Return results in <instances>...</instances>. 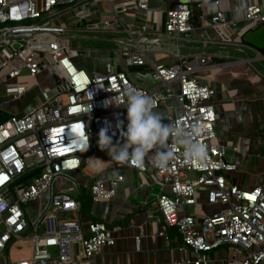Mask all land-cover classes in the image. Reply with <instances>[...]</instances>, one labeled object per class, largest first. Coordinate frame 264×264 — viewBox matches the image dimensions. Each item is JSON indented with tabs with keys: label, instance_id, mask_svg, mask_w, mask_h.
Segmentation results:
<instances>
[{
	"label": "built area",
	"instance_id": "obj_1",
	"mask_svg": "<svg viewBox=\"0 0 264 264\" xmlns=\"http://www.w3.org/2000/svg\"><path fill=\"white\" fill-rule=\"evenodd\" d=\"M99 1L0 0V86H4V97L15 101L37 90L36 102L29 111L13 113L0 122V258L6 264H48L53 257L50 248L57 246L59 259L69 262L70 246L76 243L84 258L90 260L105 245L115 243L114 232L119 227L89 221L86 233L79 219L61 215L72 211L78 215L81 210L77 174L92 160L94 151L99 150L97 139L101 128L110 124L114 129L117 120L127 123L126 109L107 102L112 98L122 101L124 91L134 89L152 97L155 109L166 100L175 99L177 105L169 108V123L185 128L198 125L199 142L207 150L203 162L189 165L183 162L181 150L174 148L177 156L166 170L154 167L160 183L171 190V194L157 195L160 216L166 227L180 233L181 248L191 250L195 256L192 261L186 258L177 264H213L210 253L221 248L232 252L225 264H264V184L244 190L228 183L224 173L234 170L236 165L227 160L226 147L215 142L216 111L212 103L215 89L195 76L197 68L209 64L214 55L179 54V61L174 64L151 63L152 69L143 75L160 85L153 90L140 86L126 71L115 67L114 55L122 56L128 66L148 63L139 46L140 39L149 33L148 26H123L116 19L89 22ZM106 1L114 10L117 8L116 0ZM147 1L131 0L126 4L147 8ZM224 1L227 0H215V4L220 6ZM64 5L67 7L60 8ZM199 5V0H175L174 7L167 11L163 31L156 32L158 36L167 40L189 37L195 29L194 9ZM234 11L237 18L233 20L226 17L223 9L207 18L208 25L216 29L226 44L232 43L228 30L234 31L241 22L248 24L247 29L264 25V0L237 5ZM67 14L69 18L64 17ZM86 21L89 29L127 32L136 47L124 46L114 54L108 52L107 70L91 74L77 66L75 59L92 53L73 48L66 40L69 35H81L72 32V27ZM113 40L122 43L119 37ZM242 45L254 52L247 61L257 69L255 63L264 60V49L248 43ZM42 74L48 79H40ZM148 157L152 164L151 152ZM146 159L142 167L117 161L114 165L145 171ZM190 173H197V179ZM61 179L69 186L57 188ZM122 180L121 175L111 178L109 189L103 179L95 180L90 189L93 200L100 202L113 197ZM201 185L210 187L209 202L223 203L227 208L202 219L180 215L181 205L195 204ZM33 202L39 205L35 218L27 210ZM50 219L52 230L48 229ZM40 224H45L46 230L28 236L33 248L31 259L10 262L5 253L9 244L21 238L28 227Z\"/></svg>",
	"mask_w": 264,
	"mask_h": 264
},
{
	"label": "crops",
	"instance_id": "obj_2",
	"mask_svg": "<svg viewBox=\"0 0 264 264\" xmlns=\"http://www.w3.org/2000/svg\"><path fill=\"white\" fill-rule=\"evenodd\" d=\"M129 1L131 0H116L117 8L114 10L109 2L100 0L98 6L92 9L95 12L93 17L98 20L115 22L116 19V22L123 26L133 24L148 26L149 33L140 39L139 46L143 48L149 62L142 66H128L122 56L114 55L115 67L126 71L136 84L153 90L159 87L160 82L151 81L143 75L152 69L151 63L174 64L179 61V54L191 57L196 53H212L214 55L212 61L198 67L195 76L202 84H208L215 89L212 98L216 111L215 142L226 147L227 160L236 165L234 170L226 171L224 175L229 184L237 185L240 189L252 190L262 186L264 184V71L256 63L257 69L247 61L248 57L254 56V52L242 45V43L247 44L243 40V34L248 30L246 22H241L234 31L228 30L232 35L231 44L222 42L216 29L207 23L209 14L219 9L226 11L228 19H236L237 13L234 8L237 5L247 6L258 0H227L220 6L215 4V0H199L200 5L195 7L196 11L192 17L194 31L189 37L172 40L159 37L156 32L163 31L167 11L174 7L175 0H148L147 8L139 5L127 6L126 3ZM64 17L69 18L70 15ZM122 33L124 35L119 38L126 42L120 44L135 48L136 44L132 42L128 33L125 31ZM89 57L91 62L89 61L88 70L91 74L107 70L106 57L104 59ZM40 79L47 80L48 76L42 74ZM49 83L53 85L54 80L50 78ZM33 91L36 89L18 99L23 102L21 105L23 114L31 108L32 100L29 99ZM5 102L8 103L10 100L6 99ZM175 105H177L175 99H168L155 110L162 114L165 123H169V108ZM0 109H7L6 104L1 100ZM114 162L106 152L94 151L92 160L77 174L81 184V210L78 215L72 211L63 213L61 217L79 219L86 233L88 232L86 224L89 221L104 222L109 228L119 227L114 232L115 243L105 245L90 260L84 258L79 244L72 243L69 249L71 255L69 262L59 259V248L53 246L50 248L53 257L48 264H177L186 258L191 261L195 259L191 250L181 248V236L178 230L166 227L160 216L157 195L161 192L171 194V190L158 180L155 168L151 164V157L146 159L145 171L126 165L115 166ZM117 175L123 176V180L116 185L115 195L108 200L95 202L90 193L95 180L103 179L106 188L109 189L110 179ZM190 176L196 180L198 174L190 173ZM66 186L69 184L64 179L59 180L56 185L59 189ZM209 188L207 185L199 186L195 195V204L181 205L180 215L191 214L202 219L226 209V204L209 202ZM38 206L37 202L27 206L31 218L36 217ZM48 229H54L52 219L49 221ZM45 230V224H40L38 227L30 226L21 238L14 239L5 252L9 261L31 259L33 248L28 236ZM226 253L225 248L212 251L210 256L213 264H225L228 257ZM0 264H6L2 257Z\"/></svg>",
	"mask_w": 264,
	"mask_h": 264
},
{
	"label": "clouds",
	"instance_id": "obj_3",
	"mask_svg": "<svg viewBox=\"0 0 264 264\" xmlns=\"http://www.w3.org/2000/svg\"><path fill=\"white\" fill-rule=\"evenodd\" d=\"M123 96L122 101L112 98L107 103L126 109V125L123 120H117L114 129L110 124L101 128L97 139L98 149L112 160L142 167L151 152L153 167L166 170L177 156L174 148L181 150L186 164H198L206 159L207 150L199 142L198 125L185 128L165 123L162 114L155 110V100L139 90L126 89Z\"/></svg>",
	"mask_w": 264,
	"mask_h": 264
},
{
	"label": "rangeland",
	"instance_id": "obj_4",
	"mask_svg": "<svg viewBox=\"0 0 264 264\" xmlns=\"http://www.w3.org/2000/svg\"><path fill=\"white\" fill-rule=\"evenodd\" d=\"M67 7L66 5L61 6L60 8H65ZM196 10H194L195 12ZM97 18H92L89 22L92 21H97ZM88 21H86L83 24L80 25H74L72 27L73 31L78 34H86L91 36V39H86V38H72L69 39L67 38L66 40L70 42V45L73 48H78L84 51H89L91 52L92 58H101L103 59L107 56L108 52H113L116 53L117 51H121L124 48V45L112 40L115 37H120L123 36L124 34L122 32H114L111 30H102V29H89L88 27ZM116 51V52H115ZM90 58V59H89ZM89 61L91 62V57H79L75 59V63L79 67H83V69L88 70L89 66ZM79 62V63H78ZM257 66L264 71V60L259 61L257 63ZM37 91V90H36ZM36 91H33L31 93V98L29 99L32 100L30 104H33L36 102L34 99V96L36 95ZM0 100L4 102L7 106V109L0 111L2 114V119H8L11 114L13 113H18V114H23L21 111V105L23 102L21 100H16V101H10L8 103L5 102L6 99H4V86H0ZM232 252L231 250H227L226 256H231ZM227 257V258H228Z\"/></svg>",
	"mask_w": 264,
	"mask_h": 264
},
{
	"label": "water",
	"instance_id": "obj_5",
	"mask_svg": "<svg viewBox=\"0 0 264 264\" xmlns=\"http://www.w3.org/2000/svg\"><path fill=\"white\" fill-rule=\"evenodd\" d=\"M86 38L91 39L92 37L89 35H69L68 38ZM243 40L249 44H252L258 48L264 49V25H261L259 27H255L252 29L246 30V32L243 34ZM122 42H126L123 40Z\"/></svg>",
	"mask_w": 264,
	"mask_h": 264
},
{
	"label": "trees",
	"instance_id": "obj_6",
	"mask_svg": "<svg viewBox=\"0 0 264 264\" xmlns=\"http://www.w3.org/2000/svg\"><path fill=\"white\" fill-rule=\"evenodd\" d=\"M0 111H2L1 109H0ZM2 114H1V112H0V122H2L3 120H5V119H2ZM32 174H29V176H31Z\"/></svg>",
	"mask_w": 264,
	"mask_h": 264
}]
</instances>
